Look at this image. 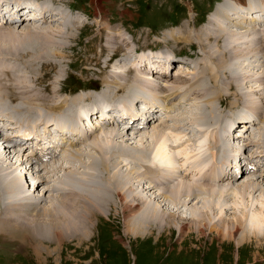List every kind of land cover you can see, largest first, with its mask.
<instances>
[{"label":"bare ground","instance_id":"6f19581e","mask_svg":"<svg viewBox=\"0 0 264 264\" xmlns=\"http://www.w3.org/2000/svg\"><path fill=\"white\" fill-rule=\"evenodd\" d=\"M35 1L44 6V9L38 7L39 11L49 14H43L42 19H38L39 17H32L29 21L21 19L19 24H8L3 21L1 26H6V28L0 27V108L4 109L7 106L8 109H12L14 111L11 116L12 120L28 122L30 126L24 131L25 135L38 136L37 120L43 117V113H47L41 110L42 108L38 110L36 105L31 106L34 102L49 106H51L49 103L55 102L51 106L53 108L51 112L48 109L49 113L61 109V112H58L60 117L55 115L56 124H59L61 130L64 131H58L62 134L60 139L66 140L67 132L65 130L67 126H72L71 128L74 129L72 135L81 137L82 139L79 140L85 142L84 139L89 136L85 131L89 132V130L83 128L79 120L83 115H86V108L93 110L95 115H99L101 110H103L101 114L103 115L106 107H112L111 111L117 108L124 114H132L137 110L139 103L143 101L150 105L152 111H157L155 107L157 106L171 112L174 107H176V111L184 107L182 103L180 104L182 101L180 99L186 95L193 94L195 97L199 95L201 100L199 106H194L195 108L188 106L185 111L180 112L179 116L177 113L176 116H171L169 113L171 118L161 117L159 123H151L153 118L151 116L141 122V126L137 124V120H139V118L136 119L137 117L133 119L128 117L129 120L123 119L120 122L113 121L103 125L100 120L97 121L98 128L96 125V130L91 128L85 145L73 150L64 149L62 159H64L65 165H69L68 167H61L55 163V160H52L47 162L42 170H37L38 174L44 171L46 175L39 177L35 189H29L30 185L25 183L27 178L23 179L24 172L20 171V174H15L18 170L15 172L12 170L17 167V162L21 163L22 168L24 165L20 155L17 160L9 159L10 150L14 146L8 147L9 150L6 147L4 150H0V232H5L4 234L7 232L14 238L19 236L24 239L26 237V240H35L33 248L43 250L38 244V241H43V238H54L56 243H61L63 240L65 241L67 238L65 236L68 234L86 236L88 227L91 228L90 218L92 216L95 217L97 213L102 214L103 211L108 212L107 210L110 208L117 209L119 207V210L124 213L128 237L135 238L137 233L141 235L147 230L151 232L153 229L169 230L170 234L176 230L179 234V243H182L193 232L198 233V236L216 232L222 238H225L226 235L235 237L239 229L245 230V226H248L249 230H253L254 233L257 231L258 234H264V173L258 178L251 176L249 172L245 174L241 156H238L237 171L231 174L226 173L231 171L228 166L233 159L237 158L239 149L235 146L237 142L233 141L234 138L231 140L226 137L225 133L231 125L228 124L224 128L218 122L223 117L224 124V119L232 114V117L241 119L236 122V124H240L239 126L242 122L244 125H249L245 131L237 134L242 137L246 135L245 132L252 130L251 132L258 140L253 149H250L253 147L252 140L244 144V150H246L244 153L248 152L247 149L253 151L248 152L246 159L251 161L263 156L264 100L261 111L254 108L253 103L246 104L244 107L239 104L245 94L243 90L246 86L243 84L246 83L244 81L253 79L241 72L242 67L256 68L257 70L264 67L263 53H261V60L256 54L261 52L260 45L264 52V0H224L220 3L218 8L210 14L207 23L201 28L203 38L200 36L202 48L212 50L214 48L211 46L216 43L213 53L205 51L206 55H204L215 64L207 67L208 65L203 63V66L199 68L198 78L192 81L189 75H184V70L179 71L176 80L172 81L174 83L166 81L168 75L164 72V76L160 75L157 70L158 66H161L163 57L150 51L138 54L137 58L119 59L113 65V71L108 70L110 65L106 63L110 62L116 53L124 50L127 41L124 37L122 38L120 29L105 26L106 23L112 24L111 19L107 16L108 11L104 8L103 0H94L98 17V22L94 24H99L98 30H100L98 35L94 34V39L97 38L100 41L102 56L105 55L101 59L100 56L98 57L97 65L108 68L106 71L103 70L106 76L102 80V87H98L97 92L80 91L79 94H74L71 101L68 97L63 102L60 99L63 89L57 85L64 80L62 76L65 68L61 59L63 54L58 51L59 49L64 51L70 49L72 43H69L75 41L76 38L79 39V34L83 30L86 32V28L94 24H89V21L86 22L68 11L69 2L65 0ZM55 1L58 3L55 4ZM257 8L260 12L257 11ZM48 21L49 23H47ZM234 26L245 29L244 31L248 33L247 35L244 33L246 37L239 36L240 34L235 32L237 30H231V27ZM105 36L106 43H103ZM203 40L206 44L203 43ZM130 52L132 51L130 50L128 54ZM251 52L252 54H250ZM153 56L157 57L154 61L152 60ZM253 56H256V59H252L253 63L246 65L245 63ZM168 58L170 61L164 64L170 66L172 62L173 65L174 60ZM21 61L25 65L20 73L34 68L31 70L33 72L32 80L21 79L20 73L16 76L12 74ZM47 61L54 62L56 69L63 68L57 72L55 81L46 85L47 88L45 87L43 90L38 86L45 79L39 77L41 74L35 70ZM197 61L196 58L195 65H197ZM244 65L246 66L244 67ZM89 69L92 70L91 75L100 71L93 67ZM204 71L206 72L205 76ZM208 77L210 80L214 79L213 84L207 80ZM8 80L12 83L8 84ZM258 80L264 85V71ZM93 81L87 82L91 85L95 82ZM181 84H188L189 88L186 92L182 93V90H179ZM30 87L32 89L28 90ZM89 87L92 88V86L87 88ZM19 88L21 94H26V96L31 94L27 99L28 104L24 107H22L24 101L18 100L23 104L14 103L10 98L4 96L5 93L19 90ZM214 88L218 92L217 95H213ZM230 90L240 91V94H237L239 97L235 98L238 100L233 99L236 102H232L233 105L231 104L230 108H227L230 111L223 114L221 107L216 102L219 101L221 106L228 103L230 92L224 93V91ZM157 91L163 92V94L164 91L168 93L157 95L165 103L164 106L157 105L159 100L154 94ZM85 92L87 94L82 95ZM191 109L197 110L190 112ZM185 113L198 121L200 129L184 117ZM135 114L139 115L140 113L135 111ZM249 114L258 115L260 119H263V122L261 121L260 125L259 121L258 123L256 121L249 123L247 116ZM0 116L3 115L0 113ZM91 118L92 115H90ZM167 121H172L173 124L169 125ZM215 122L218 123L212 125ZM120 124L121 126L129 125V128L125 127L126 129L121 131L118 128ZM53 125H49L47 122L45 127L50 131L49 128ZM133 126H135L134 129ZM251 126H253L252 129ZM0 127L1 129L6 128L1 123ZM223 128L224 133H222ZM131 129L133 131L137 129L138 132H134L137 134L128 135ZM9 133L12 136V133ZM182 133L187 135L184 136ZM200 134L203 136L200 137ZM188 136L190 141L195 143V149L192 151L188 150V142L185 141ZM127 137L134 138V143H129L132 139ZM36 140L35 147L31 146L29 142L25 143L27 146L25 150L29 149L31 153L42 151L46 144H42L38 138ZM69 141L71 145H77L76 139L69 138ZM178 141H180L179 144H176ZM209 144H214V146ZM23 147L25 146L23 145ZM213 149L216 151L212 154L211 150ZM153 150L154 154H152ZM178 154L181 156L180 159L175 157ZM33 158H37V154L31 159ZM25 159L26 161L30 160L29 154ZM187 159L192 160L194 166L192 167L195 169L194 176L198 177H187V175L179 177L175 180L178 182L171 185L178 172L182 174L186 171V167L189 166ZM4 162L7 164L6 167L11 170L7 171L6 176L2 173ZM252 162L255 166L257 165L255 161ZM178 164L184 169H178ZM137 168H144L146 172L143 173L141 170L143 174L140 176L141 173L137 171ZM60 169L63 175H58ZM44 184H47L46 193L49 191V196H46L45 193L44 196L37 198L36 192ZM54 187L55 193L53 192ZM155 187L158 190L152 191ZM144 189L146 192L143 191ZM55 194L57 195L55 196ZM54 196L56 199L53 198ZM50 198V202L45 204ZM183 208L190 209L191 214L188 215L189 213L187 214ZM232 213L233 216L228 218V214ZM131 216H133L132 219ZM82 226H86L85 231L81 228Z\"/></svg>","mask_w":264,"mask_h":264},{"label":"rangeland","instance_id":"374dc122","mask_svg":"<svg viewBox=\"0 0 264 264\" xmlns=\"http://www.w3.org/2000/svg\"><path fill=\"white\" fill-rule=\"evenodd\" d=\"M65 1L71 2L73 0H69V1L65 0ZM211 1L213 0H131V2L129 0H103V5H104V8L108 11L107 16L109 19H111L110 20L111 23L116 24V26L111 24L112 25L111 27L115 29H120L122 31L121 32L122 38L124 36L129 38L131 40L132 47H136L139 49L154 48V49H157V51H161L160 56L163 57L161 58L162 59L161 67H160L161 69L163 68L164 65H166L164 63L170 61L168 57H170L171 59L175 57L172 53H170V52H174V50L176 51V53L180 52L181 54L183 53L192 54L191 56L195 57L191 59L181 58V60L183 59L186 61H190L189 65H188V62H185V61L180 62V60H174V64H173L174 66H172V62H171L170 67L172 66L173 68H175L173 72L176 71V73H174V75L173 73L168 75L167 77L168 79L166 81H168L169 83H174L172 81L176 80V75H177V72L179 71L184 70L185 72L184 75L186 76L189 75V78L192 81L198 78L197 76H198L199 68L200 66H203V63L206 66L208 65L207 67L211 66L212 64H215L214 61L210 60L207 57L205 58L204 55H206L205 51H209L212 54L213 51L216 49V43H214L213 46H211L214 48L212 50H207L206 48L201 47L203 36L201 35L202 27L200 26H201L202 20L206 18V13L204 12L209 8ZM45 3L48 4V2L46 1ZM56 3L58 2L55 1V4ZM72 5L76 6L78 9H83L87 12V14L85 13V16L86 17L89 16L90 21L93 22V23H90V21L89 22L87 21L89 24H94L95 22L96 23L98 22V17L96 15L97 8H96V3L94 2V0H74L72 2ZM212 6H213V2H212ZM189 9L192 10L190 12L189 18L187 20L181 21L182 19L188 16ZM257 11L260 12L258 8H257ZM79 18H82V17L79 16ZM104 20H107V18L106 19L104 18ZM27 21H29V19H27ZM49 21L47 23H49ZM2 23L0 22V27L6 28V26H1ZM107 24L108 23H106L105 26L110 27V24L108 25ZM168 26L170 27L179 26V27L175 30H172V32L170 33H164L162 30H164ZM86 29H87L86 32L85 30H83L81 34H79V39L76 38L75 41L69 43V44L72 43L70 45L71 46L70 49L65 50V51L60 50V49L59 51L57 50L59 53L61 51V54H63V56L61 57V59L63 60V64H64L63 67L65 68L66 72L69 73V78H68L67 83L63 85V81H61L57 85L58 87H61L63 91L66 90L69 92L70 89L74 90L75 88H77V86H80V85L84 86L85 80H87V78H89L88 81H93V80L95 81V82L93 81L94 83H92L91 85L87 84L88 86H92V85L101 86V82L106 76V73H105V76L103 77V79H98L99 78L98 74H92V75L90 74L92 73V70L89 69L90 67L97 68L98 70L101 68L100 66L97 65V60L99 56H100L99 58L101 59L105 55L102 56L100 41L97 38L94 39L95 37L94 34L98 35V33L100 32V30H98L99 24L89 25ZM231 30L233 31L237 30L235 32H238L240 34L239 36L243 35L242 37L244 36L246 37V35L248 34L247 31H244L245 29H242L239 27L235 28V26L231 27ZM166 32H169V31H166ZM180 34L181 36H178ZM126 37H124V39H126L127 44H128L129 40ZM203 43L206 44L204 40H203ZM256 45L258 44L256 43ZM128 46H126L125 49H127ZM243 49L245 50V48ZM260 50H261V52H259L260 54L257 53V55H258V58L261 60L262 56L264 58V52L261 49V45H260ZM261 53H263L262 56H261ZM121 54H122V51L118 53L119 56ZM171 54L173 57L171 56ZM250 54H252V52ZM255 57L254 56L251 57V59H249L250 61H247L245 64L247 65L249 63L250 64L253 63L252 59L253 58L256 59ZM196 58L198 60L197 65L194 64ZM175 59H178V57H175ZM24 65L25 64L21 61L19 63V66H17V69H15L12 72V74L16 76L18 73L22 72V70L24 69ZM246 65H244V67ZM51 67H53V69ZM63 67L56 69L54 67V62L47 61L41 67L37 68L35 71H38V73L41 74L39 75V77L41 76L43 77V79H45V81L41 85H39L38 88L45 90L46 85L48 86L49 84H52L55 81L57 72H59V70ZM32 69L34 70V68ZM32 69H29L26 72L24 71L23 73H20L21 75L19 74V77H21V79L32 80L33 79L32 77L33 72H31ZM263 71H264V67L258 68V70L256 68L253 69V68H246V67L243 68L242 67L241 72L248 75L250 78H253L254 80L248 79L244 81V83L246 84H243V86H246V88L243 90L245 94L243 95V99L240 101L241 104H239L241 105V107L242 106L244 107V105L246 104L253 103L254 108L259 109V111H261L262 107L261 106L257 107V105L262 104L263 106L262 101L264 100V85H262L258 79L261 78ZM204 73H205L204 74L205 76L206 72L204 71ZM210 75L208 76L210 77ZM209 77L207 80H210ZM8 81H9L8 84L12 83L10 80ZM210 83L213 84L214 79L210 80ZM14 85L18 86L17 84H14ZM86 86L85 88L88 87ZM180 86L181 87L179 90L180 91L182 90L181 91L182 93L186 92L187 89L189 88L188 84L187 85L181 84ZM31 89L32 87H30L28 90H31ZM226 92H230V98L228 99V103L221 106V104L218 103L219 101L216 102L218 103L217 105L221 107V113L223 114L227 113V111L229 110L227 108H230V105L231 104L233 105V103L238 100V99L236 100L235 98L239 97L237 94H240V91H234V90L224 91V93ZM79 93L80 92H78L77 94ZM217 93L218 92H216V88H214L213 95H217ZM86 94H87L86 92L82 93V95H86ZM164 94H168V93L164 91ZM29 95L31 94H28V96H26V94H21L20 88L19 90H11L10 92L4 94L5 97H7L8 99L10 98V100H12L13 102L23 104V102L21 103L18 100L24 101V104L22 107L28 104L27 99L30 98ZM70 95L71 97H69V101H71V99L74 98V93L64 94L63 97H61V102L67 99V97ZM213 95H210V96H213ZM198 96L199 95H197L196 97L194 95L191 96L186 106H190V107L199 106L198 104L201 98ZM233 99H235L236 101H234ZM181 100L182 98L180 99V101ZM49 104L52 106L55 104V102H51ZM32 105H36L38 110L42 108L41 110L43 111H48V109H50V112H51V110L53 109L51 106L44 105L39 102H34L33 104H31V106ZM186 109H187L186 107L179 109L178 111H176L177 115L179 116L181 114L180 112L185 111ZM195 110L197 109H191L190 112L195 111ZM0 111L2 112L6 111L5 114L1 112L0 113L2 115H6V117L8 118L13 116L14 114V111L12 109H8L7 106H5L4 109L0 108ZM32 112L36 113L35 111H32ZM243 112L246 113V111L244 110ZM176 113L172 116H176ZM230 115L226 119H224V124H223V117L218 122L222 124V127L224 126L226 127L228 124L229 125L234 124L235 130H236L240 127L239 126L240 124L239 123L236 124V122L238 120L241 121V119L232 117V114ZM184 117H186L190 121V123L194 124L195 126H198L197 124L198 121H196L194 118L187 116L186 113ZM261 120L263 122V119ZM158 121H160V119H157L154 121V119L152 118V121L150 122L159 123ZM218 122H215L212 125H216ZM262 122H259V125ZM167 124L172 125L173 122L167 121ZM263 126L264 124L262 125V127ZM125 127L126 126H121V124L120 126H118V128L121 131H124L126 129ZM224 128L222 129V133H224L223 132ZM198 129H200L199 126H198ZM9 130L10 129L8 128H4L3 130L4 132L3 135H5L7 138H10L11 136V134L9 133L10 132ZM251 131L245 132L246 135L242 137H238V136H241V135H238L236 138H234L233 141L235 143L239 142L240 145L243 143V146L245 147L244 144L247 141L252 140L253 141L252 146L255 147V144L257 143L258 140L254 137V133H252ZM132 134L134 135L133 131L128 133V135L130 136H132ZM143 134H145V132H143ZM182 134L184 136L187 135L186 133H182ZM128 135L125 134V136H128ZM202 136L203 135L200 134V137ZM127 138L132 139V141L131 142L129 141V143L131 144L134 143V138H131V137H127ZM180 138H182L181 135H180ZM185 141L188 142L187 148L189 151H192L195 149V143L193 141H190L189 136L187 137ZM227 141H230V140H227ZM179 142L180 141L176 142V144H179ZM209 145L214 146V144H209ZM5 147L6 149H8V147L10 148V146H6L4 142L2 143L1 138H0V150H4ZM24 148L25 147L19 148V147L14 146V148L11 149L12 151L10 150V152L17 154L18 156L20 155L21 156L20 159L24 161L25 163L27 162L25 158H27L28 156V154L26 153L29 152V149H27V151L24 150L23 152ZM236 148L239 149L238 145H236ZM250 149H247V151L253 152V151H250ZM30 150H32V148H30ZM63 153H64V150L61 152V158L63 157ZM154 153L155 151L153 150L152 154ZM187 160H188L187 162L189 166L186 167L185 172H183L182 174L180 173L181 175L178 172V175L181 177H186V175L187 177H198L197 175L194 176L195 169L193 168L194 166L192 165V160L191 159H187ZM13 162L15 161L13 160ZM17 163H16V166L18 167ZM243 166H244V173L246 174L247 169L244 163H243ZM17 167L12 168L14 172L19 168L15 174H20L19 173L20 171L24 172V170H22L24 168L21 167V164L19 165L18 168ZM141 170L143 173L144 171L146 172L144 168H139V173H141L140 176H142L143 174ZM261 170H262V173H264V168H262ZM29 172L32 173V171L30 170ZM187 172H190V175L186 174ZM34 173H37V170ZM40 173L41 175H39ZM39 174L37 173L36 175L38 179L40 176L46 175L44 171L39 172ZM58 175H63L61 169L59 170ZM25 178L26 177L24 176L23 179ZM174 178L175 179H173V182L171 183V185H175V183L178 182L175 180L179 179V177L176 175ZM26 183L30 185L28 179L26 180ZM43 187L47 189V184H44ZM155 188L152 189V191L158 190V188L156 189ZM29 189H32V188H29ZM46 189L42 192L39 189L36 192L37 198H39L40 196H44V194L46 193ZM143 191L146 192L145 189ZM43 192L45 193L43 194ZM49 193L50 192L48 191V193H46V196H49ZM36 195L34 196L36 197ZM56 195L57 194H55V196ZM50 200L51 198L45 204H48ZM115 202L116 200L114 201V203ZM184 209L186 210V208H183V210ZM249 209H250V206H249ZM109 210H107L109 213L106 211L105 213L103 211L102 214L97 213L98 215L96 214L95 217L92 216L90 218L91 228L88 227L86 236H83L82 234L81 235L80 234H75V235L68 234L65 236V238L67 237L65 241L64 240H63L64 242L62 241L63 243L62 242L56 243L54 238H49V237L47 239L43 238V241L42 240L40 242L38 241L39 246L41 245L40 248H43L44 250L47 247L49 251L47 249H45L46 251L45 250L43 251L42 249H38L40 251H38L37 249H34L33 246H34V243H36L35 240H32V239L26 240V237L24 239L19 236H15L14 238L13 236L9 235L7 232L6 234H4L5 232L0 233V264H264V234H258L257 231L254 233L253 230H251L252 231L251 232L248 226H245V230L239 229L235 237H230L226 235L225 238L224 237L222 238V236L217 235L216 232L210 233L209 235L207 234L206 236L204 235L198 236V233L193 232L191 233L189 238L185 239V241L182 243H179V239H178L179 234H178V231L176 230L173 231L171 234L169 233L170 232L169 230L159 231V229H153L151 231L152 233L150 232V230H147L141 235L137 233V235H135V238H134L131 236L129 237L127 236L126 228H125L126 224H125L124 215H123L124 213L122 212V210H119V207H117V209L110 208ZM189 210H186L187 214L189 213L188 215L191 214L190 212L191 210L190 211ZM232 216H233V213L228 214V218ZM132 217L133 216H131V219ZM146 227H149V226H146ZM81 228L83 229V231H85L84 228H86V226H82ZM5 238H7L8 241L2 240ZM20 238L24 240L22 241ZM77 239H80V240H77ZM14 253H19V254L15 255Z\"/></svg>","mask_w":264,"mask_h":264}]
</instances>
